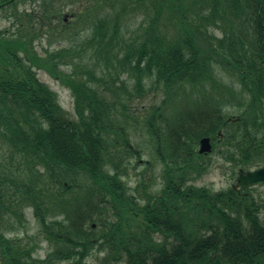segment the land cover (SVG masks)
I'll return each instance as SVG.
<instances>
[{"label":"trees","instance_id":"obj_1","mask_svg":"<svg viewBox=\"0 0 264 264\" xmlns=\"http://www.w3.org/2000/svg\"><path fill=\"white\" fill-rule=\"evenodd\" d=\"M0 15V264H264V195L197 185L213 154L233 175L264 167V0H0ZM37 69L70 90L74 118ZM149 91L161 100L134 109ZM137 125L160 181L147 161L135 192ZM28 211L45 258L14 236Z\"/></svg>","mask_w":264,"mask_h":264},{"label":"rangeland","instance_id":"obj_2","mask_svg":"<svg viewBox=\"0 0 264 264\" xmlns=\"http://www.w3.org/2000/svg\"><path fill=\"white\" fill-rule=\"evenodd\" d=\"M32 3L28 2L26 4H23V7H29L31 6ZM24 9V8H22ZM105 9L107 11L110 10L108 6H105ZM65 14H67L64 18L66 19V23H71V21L74 19L72 12H69V10L64 11ZM139 17L135 18V15H126L122 19V33L123 35L127 38L128 36H138V28H139ZM12 22L6 19H1L0 15V27L4 30L9 31L12 29ZM53 25H55V28L58 29V27L61 28V23L58 21H54ZM17 28H13V31L16 30ZM54 38H57V36H54ZM75 39V38H72ZM56 44H52L51 50H57L59 48H62L65 46L66 42L63 40H56ZM37 51L41 55H46V48H49L48 45V40L44 36H39L38 39L35 41ZM68 68L67 66H61L60 70L66 71ZM38 77L41 81H43L45 84H47L53 91L57 93L58 96V101L61 104V106L67 110L69 115L74 118L75 113H74V100L72 97V94L70 90L61 82L60 77L56 78L55 73H52V75L47 72L46 70L40 69L38 70ZM145 97H148L147 99H142L139 97L135 98V103L133 108L136 109L138 108L141 103L144 109L149 106V104L153 103L154 100H161L162 94L157 93L155 94L154 92L149 91ZM232 116H238V114H234ZM138 126H141L139 128ZM138 130V131H135ZM140 129H143L144 131H141ZM132 134L135 137V141L140 145L141 150L143 151V156L141 159H137L134 167L135 169L132 171L131 177L128 179L129 186L131 187L132 191L136 192V189L141 190V188L138 187L140 181L142 180L140 175H143L144 172L147 171V161L148 163L153 162L155 166H158L156 171L153 174L152 177V186L155 185L156 182L160 181V176L158 174V169H159V163L157 159H155V154L152 146L150 145L149 142V135L147 134L145 128L142 125H137L133 128ZM148 137H147V135ZM220 135V132H219ZM212 144L213 141H212ZM3 156V153H0V160ZM261 168V167H260ZM238 169H236V174L233 175L232 171V165L229 163H226L223 158H221L220 155H212V163L211 166L209 167V170L207 173L197 181L198 186H206L208 188H211L215 191L219 190H226L231 186L236 185V181L238 178ZM147 175V174H146ZM144 180L148 181L146 177L144 176ZM254 185V184H253ZM157 187V185L154 186V188ZM249 192L257 195L259 193H264V187L260 185L254 186L252 189H248ZM247 192V191H245ZM23 227H18V231L14 236H16L18 240L23 241V242H32V243H38L39 248L38 251L35 253L37 257L40 258H45L49 249V245L46 241L41 240V237L38 236V231H39V225L37 224L35 218H33V214L31 211L27 212V223L23 224ZM31 237V238H30ZM97 258L96 256H90L89 257V263L90 264H98L97 263Z\"/></svg>","mask_w":264,"mask_h":264},{"label":"water","instance_id":"obj_3","mask_svg":"<svg viewBox=\"0 0 264 264\" xmlns=\"http://www.w3.org/2000/svg\"><path fill=\"white\" fill-rule=\"evenodd\" d=\"M221 134V133H220ZM213 146L211 143V139L206 137L201 140V154H207L212 152ZM263 181L264 182V168L257 169L255 171H248L244 172V170H240V179L239 184L242 186L254 184L257 182Z\"/></svg>","mask_w":264,"mask_h":264},{"label":"flooded vegetation","instance_id":"obj_4","mask_svg":"<svg viewBox=\"0 0 264 264\" xmlns=\"http://www.w3.org/2000/svg\"><path fill=\"white\" fill-rule=\"evenodd\" d=\"M237 182H238V179L236 181V185L234 186L235 189H237L239 193L244 194V195H247V193L245 192L246 189H252L256 185H260V186L264 187V183H257V184H254V185L241 186L240 184H237ZM242 192H245V193H242ZM260 194L264 195V193H259L257 195H260ZM253 195H255V194H253ZM259 219H260V222L264 223V210L260 213ZM259 253H263V251H259ZM245 260L253 261V259H251L249 257L242 258V261H245ZM255 261H258L257 258H256Z\"/></svg>","mask_w":264,"mask_h":264},{"label":"bare ground","instance_id":"obj_5","mask_svg":"<svg viewBox=\"0 0 264 264\" xmlns=\"http://www.w3.org/2000/svg\"><path fill=\"white\" fill-rule=\"evenodd\" d=\"M56 2H58V0H56ZM26 10L32 12V10H36V6L35 5H31V6L27 7ZM35 50H37L36 44H35Z\"/></svg>","mask_w":264,"mask_h":264}]
</instances>
